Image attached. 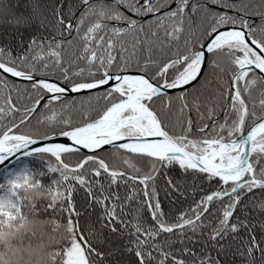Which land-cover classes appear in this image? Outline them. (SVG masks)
<instances>
[{
  "label": "snow or ice",
  "instance_id": "6c2138e0",
  "mask_svg": "<svg viewBox=\"0 0 264 264\" xmlns=\"http://www.w3.org/2000/svg\"><path fill=\"white\" fill-rule=\"evenodd\" d=\"M0 264H264V0H0Z\"/></svg>",
  "mask_w": 264,
  "mask_h": 264
}]
</instances>
